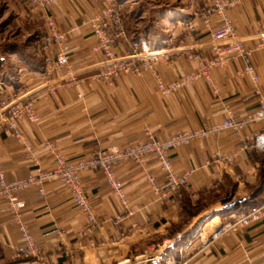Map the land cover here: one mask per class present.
<instances>
[{
    "label": "crops",
    "instance_id": "0c3cea01",
    "mask_svg": "<svg viewBox=\"0 0 264 264\" xmlns=\"http://www.w3.org/2000/svg\"><path fill=\"white\" fill-rule=\"evenodd\" d=\"M110 1L57 0L50 13L64 38L46 47L44 9L27 0L15 1L18 19L32 40L25 52L7 55L8 66L9 60H0V162L7 181L46 177L40 186L19 193L25 203L21 219L39 247L37 255L14 257L20 231L0 200V264H139L137 258L149 251L152 241L163 250L178 236L188 240L204 219L227 208L228 196L252 194L264 180V152L252 147L264 123L254 121L239 132L226 129L171 150L176 172L193 170L187 187L178 192L163 189V173L149 155L141 163L123 160L114 166L125 204L108 187L101 170L94 169L78 174L96 223L74 206L69 190L54 175L58 160L73 164L99 150L124 148L144 140L147 132L165 140L229 116L244 120L259 98L264 99V0H238L225 10L236 35L244 40L237 58L213 66L208 79L198 75L166 95L158 91L155 76L173 82L198 74L214 56L210 32L221 24L217 7L211 0H161L149 10L159 16L131 19L113 49L116 59L141 57L152 68L141 74L105 76V57L91 25ZM126 2H131L125 5L130 19L138 2L121 4ZM142 12L149 13L145 7ZM248 65L256 81L243 71ZM47 85L58 88L49 94ZM28 96L37 97L39 118L16 122L23 135V142H18L6 124L3 106L7 109ZM148 176L155 177L159 191ZM184 249L189 264H264V223L199 238ZM170 252L180 259V252Z\"/></svg>",
    "mask_w": 264,
    "mask_h": 264
},
{
    "label": "built area",
    "instance_id": "2783aa9c",
    "mask_svg": "<svg viewBox=\"0 0 264 264\" xmlns=\"http://www.w3.org/2000/svg\"><path fill=\"white\" fill-rule=\"evenodd\" d=\"M27 1L32 7H41L45 11L44 22L46 32L43 37L44 47L48 46L51 42L61 41L64 38V34L57 29L56 21L50 13V7L57 0ZM211 1L217 7V11L221 16V24L210 32V39L212 41L211 47L214 51V56L200 66L198 74L190 73L173 82H165L159 76H155L156 86L161 94L166 95L174 93L184 88L188 83L197 79L198 75L208 79L209 72L213 66L219 65L224 62V60L230 58L235 59L242 52L244 40L238 38L233 23L225 12L227 8L235 6L238 0H227L226 2H221L220 0ZM91 30L92 34L98 39L99 48L105 57L103 66H105L104 73L106 76H117L120 73L141 74L144 70L152 68L151 64L145 58L131 56L128 58L116 59L114 57L113 49L116 43L115 41L125 36L123 23L115 5L110 4L103 10L101 16L91 25ZM261 35L263 36V34ZM58 64H60L59 61ZM53 68L57 69V65H54ZM243 71L250 75L252 80H257L255 70L252 66H246ZM57 88L58 86L55 85H47V91L49 93H54ZM36 98L37 97L27 98L28 100L18 99L6 109L8 113L5 117L6 124L9 130H11V135L16 138L18 142H23V135L18 129L16 122L24 118L35 122L39 118L34 108ZM2 114L4 115V113ZM254 121H261L264 123V99L262 97L259 98L257 108L246 116L244 120H237L229 116L220 123L179 132L165 140H160L151 132H147L144 140L124 148H107L99 150L91 156L79 159L73 164L58 160L59 165L56 167L54 175H57L63 185L69 190L74 206L86 214L89 222L95 224L96 220L92 206L89 203L79 178L78 173L80 171L101 170L108 187L125 204V190L123 183L116 175L114 169L115 164L123 160L141 163L146 156L152 155L155 157L160 171L164 175L165 186L163 189L169 192H178L182 188L187 187L193 170H187L183 173L176 172L169 156L171 150L226 129L239 132L244 124ZM26 147L29 149V146L26 145ZM252 147L264 152V128L256 132L253 136ZM44 177L46 176L29 175L24 179L7 181L5 171L0 162V200L7 205L13 220L18 224L21 236V242L15 248L14 257H29L39 253V247L34 242L31 232L25 222L21 219V213L25 207V203L20 199L19 193L29 187L40 186ZM147 180L156 192L161 189L159 184L156 183L154 176H148ZM39 191L42 192V188H40ZM259 223H264V201L248 210L233 212L228 216V220L225 223L219 224L214 228L213 232L207 233L204 237L202 236V232L200 237L201 239L207 240L208 238L224 232L241 231ZM181 239V236L174 238L171 242L166 244V247L161 250L162 252L157 255H145L138 263L159 264L161 260L168 257V249L174 250L176 245L181 242ZM168 259L171 264H189L187 259L175 260L172 256Z\"/></svg>",
    "mask_w": 264,
    "mask_h": 264
},
{
    "label": "rangeland",
    "instance_id": "374dc122",
    "mask_svg": "<svg viewBox=\"0 0 264 264\" xmlns=\"http://www.w3.org/2000/svg\"><path fill=\"white\" fill-rule=\"evenodd\" d=\"M15 1L14 0H0V60L1 61H3L4 59L9 60L8 58L10 56H7V55L9 53H11L12 48L23 49L24 52H25L26 44H29L30 41L32 40V38L27 37V35L24 32L25 29H26V25L23 23V21L20 22V20L18 19L19 16H18V13H17V8H16L17 3ZM121 1L122 0H111L109 4L115 5L116 8L118 9L120 17H121V21L123 23L124 31H125V27L126 28L127 27L130 28V26H128L127 24H128V22H130L131 19H132L131 21H136V22L142 21V20H145L146 19L145 16H149L150 13L153 16V19H155V18H157L159 16L157 11L152 14V12L149 11V10H151V7L156 6V4H158L161 0H134V1H136L135 3H137V2L138 3L135 4V6L134 5L132 6L134 8L133 12H135V16L132 15L130 17V19L126 18L127 15L125 13H126L127 10L125 8V5L126 4L129 5V4H131V2L130 3L126 2L125 4H121ZM120 4H121V6H120ZM122 6H124V7H122ZM144 7L149 12V13H147V15L146 14L144 15L143 12H142V9ZM143 17H145V18H143ZM115 42H117V41H115ZM29 51H26V52H29ZM10 62H11L10 60L7 61L5 63V65L8 66V64H10ZM103 68H105V66H103ZM102 73H103V75H105L104 69H103ZM54 93H49V94H54ZM27 98H33V97L32 96H28V97L22 98V99L23 100H28ZM14 102H12V103H10L8 105H12ZM4 106H3V108L5 110L4 113H6V115H7L8 113H7V111H6ZM251 191H253L252 194H251L252 198H250V200H248V202L251 201L253 203L251 207H255V206L259 205L260 203H262L264 201V180L261 181V184L258 187L252 189ZM254 191L255 192L259 191L258 195L255 198L253 196L254 195ZM231 197H233V196H228L227 198L228 199H233ZM244 207H245L244 205H240V206H238L236 208H233V209H229V208L223 207L221 209L219 215L215 213V214H212L210 216V218L204 219L199 225H197L192 230L188 240L187 239L184 240V237H182L181 242L178 245H176L174 251H175V253L180 252V254H181L180 259L176 258L174 253L170 252V253H167L168 257H166L163 260H161L159 264H161V263L162 264H171L170 260L168 259L171 256L174 257L175 260H177V259L178 260L187 259L188 262H189V259L186 256V254H187L186 251H185L186 249H184V247L186 248L187 245H189L190 243H194V241L196 239L201 238V237H199L200 236L199 233L203 232L202 236L204 237L207 233L213 232L214 228L217 227L219 224L225 223L228 220V216H229V212L230 211L234 210L235 212H238V211H245V210L249 209V208L245 209ZM192 209L194 211H196L197 208H196V206H192ZM216 216H218L219 218L216 219L214 222H212L208 227H205L207 222L208 221L211 222L214 219V217H216ZM204 223H206V224L204 225ZM202 240H204V239H202ZM157 245H159V242H157V241L153 242L152 241L151 242V248L149 247V251L146 254H144L143 256L148 255V254L157 255L160 252H162L161 248H159ZM172 251H173V249H172ZM143 256H140L137 259L143 258ZM166 261L168 263H166ZM139 264H142V263H139Z\"/></svg>",
    "mask_w": 264,
    "mask_h": 264
},
{
    "label": "water",
    "instance_id": "95a60500",
    "mask_svg": "<svg viewBox=\"0 0 264 264\" xmlns=\"http://www.w3.org/2000/svg\"><path fill=\"white\" fill-rule=\"evenodd\" d=\"M251 194L243 196V197H238V198H233V199H226L228 201L227 208L233 209L236 208L240 205H244L250 200Z\"/></svg>",
    "mask_w": 264,
    "mask_h": 264
},
{
    "label": "trees",
    "instance_id": "16d2710c",
    "mask_svg": "<svg viewBox=\"0 0 264 264\" xmlns=\"http://www.w3.org/2000/svg\"><path fill=\"white\" fill-rule=\"evenodd\" d=\"M18 51H20V49L12 48V50H11V52H18ZM258 192H259V191H256V192L254 191V195H253L254 198L258 195ZM252 201H253V200H252ZM252 204H253V203H252L251 201H249V202H247L246 204H244V206H245L244 208H245V209H247V208H251Z\"/></svg>",
    "mask_w": 264,
    "mask_h": 264
},
{
    "label": "bare ground",
    "instance_id": "6f19581e",
    "mask_svg": "<svg viewBox=\"0 0 264 264\" xmlns=\"http://www.w3.org/2000/svg\"><path fill=\"white\" fill-rule=\"evenodd\" d=\"M217 217V216H216ZM216 219L214 218L211 222H208L205 227H208L212 222H214Z\"/></svg>",
    "mask_w": 264,
    "mask_h": 264
}]
</instances>
